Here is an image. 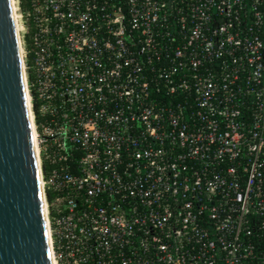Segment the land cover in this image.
Returning <instances> with one entry per match:
<instances>
[{
	"label": "built area",
	"instance_id": "built-area-1",
	"mask_svg": "<svg viewBox=\"0 0 264 264\" xmlns=\"http://www.w3.org/2000/svg\"><path fill=\"white\" fill-rule=\"evenodd\" d=\"M15 5L53 264H264V0Z\"/></svg>",
	"mask_w": 264,
	"mask_h": 264
},
{
	"label": "water",
	"instance_id": "water-1",
	"mask_svg": "<svg viewBox=\"0 0 264 264\" xmlns=\"http://www.w3.org/2000/svg\"><path fill=\"white\" fill-rule=\"evenodd\" d=\"M13 0H0V264H53Z\"/></svg>",
	"mask_w": 264,
	"mask_h": 264
},
{
	"label": "bare ground",
	"instance_id": "bare-ground-1",
	"mask_svg": "<svg viewBox=\"0 0 264 264\" xmlns=\"http://www.w3.org/2000/svg\"><path fill=\"white\" fill-rule=\"evenodd\" d=\"M13 3H14V7L16 8L15 0H13ZM15 16H16V20H17L18 29L20 30V24H19L17 12L15 13ZM26 94H27V100H28V104H29V97H30V95L28 94V92H26ZM29 106H30V104H29ZM30 118H31V125H32L33 134H34V137H35V130H34V125H33V121H32V116ZM45 211H46V206H45Z\"/></svg>",
	"mask_w": 264,
	"mask_h": 264
}]
</instances>
